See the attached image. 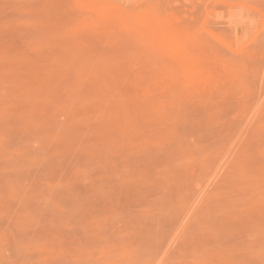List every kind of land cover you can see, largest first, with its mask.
I'll return each instance as SVG.
<instances>
[{"label": "rangeland", "instance_id": "374dc122", "mask_svg": "<svg viewBox=\"0 0 264 264\" xmlns=\"http://www.w3.org/2000/svg\"><path fill=\"white\" fill-rule=\"evenodd\" d=\"M0 264H264V0H0Z\"/></svg>", "mask_w": 264, "mask_h": 264}]
</instances>
